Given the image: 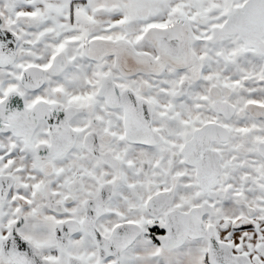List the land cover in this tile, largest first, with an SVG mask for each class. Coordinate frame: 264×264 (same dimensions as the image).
Segmentation results:
<instances>
[{
    "label": "snow or ice",
    "instance_id": "snow-or-ice-1",
    "mask_svg": "<svg viewBox=\"0 0 264 264\" xmlns=\"http://www.w3.org/2000/svg\"><path fill=\"white\" fill-rule=\"evenodd\" d=\"M0 264H264V0H0Z\"/></svg>",
    "mask_w": 264,
    "mask_h": 264
}]
</instances>
